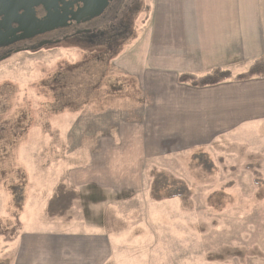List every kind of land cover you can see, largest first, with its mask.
Segmentation results:
<instances>
[{
	"label": "rangeland",
	"instance_id": "374dc122",
	"mask_svg": "<svg viewBox=\"0 0 264 264\" xmlns=\"http://www.w3.org/2000/svg\"><path fill=\"white\" fill-rule=\"evenodd\" d=\"M215 8H236L257 22L264 0H141L109 69L64 44L0 64V264H19L21 218L37 213L46 227L47 217H95L75 173L85 166L104 186L98 213L105 232L119 236L106 238L112 251L104 264H264V124L205 149L162 152L169 155L140 164L143 173H127L133 159L114 157L116 147L129 148L143 115L134 108L150 101L137 92L134 55L144 53L149 37L175 32L167 27L214 21ZM91 192L87 187L88 198ZM113 199L119 203L108 204ZM43 248L27 262L56 264Z\"/></svg>",
	"mask_w": 264,
	"mask_h": 264
},
{
	"label": "crops",
	"instance_id": "0c3cea01",
	"mask_svg": "<svg viewBox=\"0 0 264 264\" xmlns=\"http://www.w3.org/2000/svg\"><path fill=\"white\" fill-rule=\"evenodd\" d=\"M236 8L224 12L222 8H215L214 21L209 23L194 21L167 27L175 32L168 37H149L144 43V53L134 55L137 58L135 80L139 82L137 92L150 96V101L134 108L135 112L137 107L141 109L143 115L133 123L132 135L127 139L129 148L115 149L114 157L133 159L126 165L130 169L127 173H143L140 164L146 159L169 155L162 152L172 151L177 156V153L205 149L216 142L229 141L253 124H264V78L231 80L206 88L178 82L181 73L199 75L218 67L239 74L246 71L247 63L264 56V8L258 9L257 22H249L246 16L239 17L243 11L236 13ZM117 114L115 124L120 112ZM121 126L127 127V124ZM88 168L78 167L75 173L79 174L78 186L83 188V199L92 201L95 217L82 223L71 222L73 220L64 217L65 214L59 219L47 217L46 227L40 224L37 213L31 221L21 218L17 230L22 244L19 264H34L33 260L27 262L26 257L34 256L36 246L42 244L43 248L45 243L43 249L55 255L56 264H104L105 253L112 251L106 238L119 236L113 231L105 232L98 213V205H104L105 201L104 186L87 176ZM87 187L92 191L89 198ZM94 195H99V199L93 201ZM114 202L119 203V200L113 199L108 204ZM66 210L68 208H61L60 213ZM41 220L44 222V217Z\"/></svg>",
	"mask_w": 264,
	"mask_h": 264
},
{
	"label": "flooded vegetation",
	"instance_id": "af4514ba",
	"mask_svg": "<svg viewBox=\"0 0 264 264\" xmlns=\"http://www.w3.org/2000/svg\"><path fill=\"white\" fill-rule=\"evenodd\" d=\"M84 0H64L71 13L84 8ZM141 1V0H140ZM139 0H110L108 6L94 17H85L79 21L68 20L63 26L32 36H23L19 24H10V31L0 27V64L21 53L39 52L46 48L62 44L78 47L90 54L89 59L101 67L113 66V58L118 55L120 43L130 35L132 16L140 7ZM36 17L44 20L47 12L42 6L35 8ZM0 17V25L4 23Z\"/></svg>",
	"mask_w": 264,
	"mask_h": 264
},
{
	"label": "water",
	"instance_id": "95a60500",
	"mask_svg": "<svg viewBox=\"0 0 264 264\" xmlns=\"http://www.w3.org/2000/svg\"><path fill=\"white\" fill-rule=\"evenodd\" d=\"M109 1L84 0V8L73 14L68 9L70 4L66 5L64 0H0V17L4 19L0 27L10 31V24L17 23L18 31L23 32L24 37L32 36L37 30L44 33L63 26L68 20L79 21L85 17H94L108 6ZM38 6H42L47 12L44 20L36 17L35 8Z\"/></svg>",
	"mask_w": 264,
	"mask_h": 264
},
{
	"label": "trees",
	"instance_id": "16d2710c",
	"mask_svg": "<svg viewBox=\"0 0 264 264\" xmlns=\"http://www.w3.org/2000/svg\"><path fill=\"white\" fill-rule=\"evenodd\" d=\"M255 78H264V56L258 58L255 60L248 68V70L239 73L234 74L232 70L225 69V68H215L212 71L203 74V75H197L195 73H181L178 78V82L180 84L190 85L194 88H206L210 86H216L221 83H224L226 81H248ZM17 190V188L14 189V192ZM17 194V200L22 202L23 199L21 197L18 198ZM169 195H171V191H169Z\"/></svg>",
	"mask_w": 264,
	"mask_h": 264
}]
</instances>
